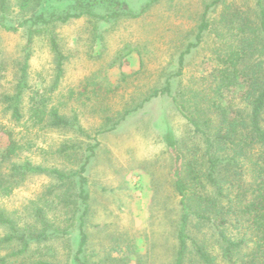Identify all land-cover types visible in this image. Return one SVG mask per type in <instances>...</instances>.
<instances>
[{"label": "rangeland", "instance_id": "rangeland-1", "mask_svg": "<svg viewBox=\"0 0 264 264\" xmlns=\"http://www.w3.org/2000/svg\"><path fill=\"white\" fill-rule=\"evenodd\" d=\"M121 1L129 10L139 12L149 0ZM212 1L159 0L134 19L84 16L57 24L53 35L64 63L63 76L54 90L56 65L48 35H36L26 50L24 30H0V94L14 93L19 67L29 53V86L48 97L67 117L78 119L82 131L33 128L29 123L14 126L0 103V123L19 133L25 146L13 162L28 160L74 170L89 156L86 264H174L179 197L174 185L178 165L171 143L184 154L194 148L201 153L204 147L177 111L173 96L179 90L208 88L214 70L213 52L221 43L214 30L227 34L219 22L222 6L209 9L212 31L184 57L180 76L174 74L179 70L180 54L195 43L201 16ZM224 4L253 12L256 0H225ZM68 7L66 2L46 0L47 10L56 14H63ZM98 12H104L103 7ZM16 14V10L11 11L8 20H16ZM167 79L171 95L147 99ZM97 85L103 88L94 95L92 89ZM107 85L110 91L104 88ZM85 87L90 93L83 103L69 98L70 91ZM25 103L27 106V97ZM125 110L130 113L117 123ZM115 123L114 129L104 131ZM4 146L0 136V148ZM63 146L70 148L66 156L58 153ZM10 162L2 166L4 174ZM240 175L241 184L248 188L251 176L247 167ZM76 210L69 193L56 180L30 175L11 195H0V212L10 221L8 225L0 223V241L12 235L24 236L27 251L19 253L23 250L19 240L0 243V258L22 264H72L77 244ZM38 211L48 235L52 226L60 228L56 235L40 242L29 237V230L44 228ZM231 232L235 233L229 228ZM190 233L206 240L217 264H225L214 230L192 222ZM188 264L198 263L190 259Z\"/></svg>", "mask_w": 264, "mask_h": 264}, {"label": "trees", "instance_id": "trees-1", "mask_svg": "<svg viewBox=\"0 0 264 264\" xmlns=\"http://www.w3.org/2000/svg\"><path fill=\"white\" fill-rule=\"evenodd\" d=\"M52 1L66 2L69 7L63 14H56L47 10L46 0H0V30L10 33L24 30L26 50L36 35H48L56 65L51 88L54 90L63 76L64 63V56L53 35V28L57 24L84 16L100 20L122 17L134 19L159 0H149L139 12L129 10L121 0ZM224 2L213 0L205 7L197 27L195 43L189 44L180 54L179 70L174 74L175 77L180 76L184 57L201 43L204 34L212 31L207 18L209 9L222 6L223 17L219 22L227 29V34L214 30L221 43L213 52L214 70L208 88L179 90L173 96L177 111L204 147L201 153L194 148L184 154L178 152L174 142L171 143L178 165V177L174 185L179 197L174 264H188L190 259L198 264H217V257L206 240L191 236L192 222L195 226L207 227L217 233V244L225 264H264V0H256L253 12L238 10ZM99 7H103L104 12L99 13ZM13 10L18 12V18L8 20L7 15ZM29 59L30 54L26 53L19 67L14 93L0 94V103L9 116V122L22 127L29 123L33 128L82 131L76 116L67 117L60 107L50 104L48 97L29 86ZM102 88L95 86L93 94L97 95ZM104 88L108 90L111 86ZM171 90L170 79H167L164 86L154 90L147 99L170 96ZM89 93L85 87L78 92L70 91L69 98L83 103ZM129 113V110H125L120 114L117 123ZM117 123L104 131L114 129ZM0 136L5 141V146L0 148V195H11L30 175H46L56 180L69 193L70 202L77 209V244L72 264H86L83 254L88 243L86 166L89 156L74 170L35 165L28 160L17 164L13 159L25 149L19 133L0 123ZM69 151L68 146H63L58 153L66 156ZM7 162H10V166L7 174H4L2 166ZM245 167L251 176L246 189L240 180ZM234 190H238L235 195ZM38 212L44 228L29 230V237L40 242L56 235L60 228L52 226L49 230L51 234L48 235L46 222L42 219L41 211ZM0 223L10 224L1 212ZM229 228L235 233L230 234ZM18 240L23 247L19 253H26L28 242L24 236H8L1 239L0 243ZM0 264L22 263L0 258ZM38 264L52 263L46 261Z\"/></svg>", "mask_w": 264, "mask_h": 264}]
</instances>
